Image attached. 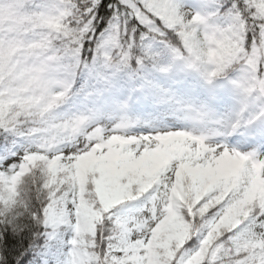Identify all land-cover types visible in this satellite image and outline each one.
<instances>
[{
    "label": "snow or ice",
    "instance_id": "obj_1",
    "mask_svg": "<svg viewBox=\"0 0 264 264\" xmlns=\"http://www.w3.org/2000/svg\"><path fill=\"white\" fill-rule=\"evenodd\" d=\"M0 264H264V0H0Z\"/></svg>",
    "mask_w": 264,
    "mask_h": 264
}]
</instances>
